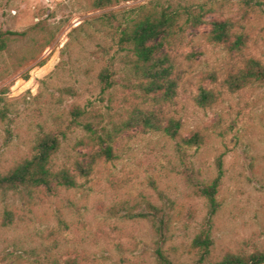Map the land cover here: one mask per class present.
<instances>
[{
    "label": "rangeland",
    "instance_id": "obj_1",
    "mask_svg": "<svg viewBox=\"0 0 264 264\" xmlns=\"http://www.w3.org/2000/svg\"><path fill=\"white\" fill-rule=\"evenodd\" d=\"M92 2L0 0V31L8 33L0 51V174L52 134L59 140L52 170L76 179L71 188L0 190V264H157L158 250L195 264L192 241L209 208L199 188L217 176L219 158L213 246L202 264L264 251V80L235 91L226 83L250 58L264 66V0ZM161 8L179 16L163 49L176 82L168 100L139 89L119 44L131 20ZM214 20L231 23L239 49L209 41ZM105 70L110 87L100 80ZM203 90L215 96L206 106L195 101ZM136 112L153 113L162 126L179 123L178 135L142 126ZM194 133L202 143L185 144Z\"/></svg>",
    "mask_w": 264,
    "mask_h": 264
},
{
    "label": "trees",
    "instance_id": "obj_2",
    "mask_svg": "<svg viewBox=\"0 0 264 264\" xmlns=\"http://www.w3.org/2000/svg\"><path fill=\"white\" fill-rule=\"evenodd\" d=\"M119 0H93L92 5L102 8L112 5ZM128 1V0H124ZM247 5H259L262 0H242ZM179 16L178 13L166 8L150 10L139 17L131 20L130 24L122 28L119 37V44L126 52L125 68L131 77L138 81L139 89L146 95H153L157 98L168 100L175 93L176 82L173 77L174 65L170 56L163 51L169 38L176 33ZM192 25L200 22L199 16H192L189 20ZM211 29L208 34L209 41L217 44L230 43L233 33L229 21L214 20L210 23ZM8 33L0 31V51L6 48ZM232 43V44H231ZM230 44L233 48L239 49L243 44L240 35H235ZM44 62L36 64L42 66ZM28 79L26 71L22 76ZM108 71L100 74V80L107 87L111 86ZM264 80V66L253 58L246 60L244 66L233 76L226 80L231 91H235L246 86L248 83ZM215 96L211 91H201L195 98L197 104L206 106L214 100ZM3 116V110H0ZM138 123L148 129L163 131L171 138L178 135L179 123L169 122L162 126L153 113L136 112L134 116ZM183 142L187 145H200L202 136L197 133L192 134ZM59 149V140L52 134H46L39 138L34 153L30 158L18 163L4 174H0V190L4 191H32L39 188L50 189L52 186L71 188L76 185L75 175L67 169L54 171L51 168L53 155ZM102 155L108 159L113 157L110 146L105 145L101 149ZM79 172L83 169L77 164ZM221 161L217 160V176L209 185H202L199 188L200 194L207 199L208 213L203 221L199 233L192 241V247L199 252V258L195 264H202L207 260L210 249L213 246L211 236L213 218L218 209L216 194L222 176ZM51 264H62L53 262ZM157 264H177L173 263L162 251H157ZM211 264H264V251H255L248 255L227 253L220 260Z\"/></svg>",
    "mask_w": 264,
    "mask_h": 264
}]
</instances>
